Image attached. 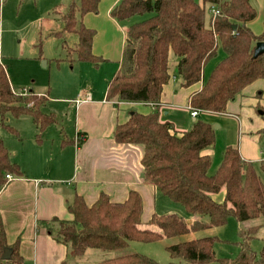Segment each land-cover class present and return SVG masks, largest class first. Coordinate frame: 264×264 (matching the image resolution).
<instances>
[{
    "label": "trees",
    "instance_id": "16d2710c",
    "mask_svg": "<svg viewBox=\"0 0 264 264\" xmlns=\"http://www.w3.org/2000/svg\"><path fill=\"white\" fill-rule=\"evenodd\" d=\"M99 0H71L61 15L64 27L53 32L56 37L74 34V48L65 47L67 56L75 55L80 62L98 66L102 59L92 54L94 31L81 23L87 13H97ZM218 11L206 27L205 7ZM151 17L130 25L121 69L107 85V99L121 102L145 103L157 107L163 86L168 82V56L172 53L182 86L190 87L200 81L202 86L189 96V107L199 112L222 114L226 106L249 85L264 80V53L253 57L256 42H264L262 32L255 35L247 26L256 16L249 0H119L110 10V17L122 23L134 16ZM235 25V29H233ZM221 48L224 56L204 77L203 69ZM69 59L71 63L74 61ZM47 94L38 95L22 90L15 93L0 64V125L18 133L5 121L7 116H28L40 133L56 123L53 114L42 111ZM264 122V112L261 115ZM114 140L118 144L143 147L141 166L144 180L172 202L180 204L193 220L176 214H152L148 225L157 230L142 229V200L136 191H130L124 202H111L101 193L87 206L81 196L75 195L67 210L70 221H56L50 233L68 249L67 259L82 257L87 250L120 251L131 242L153 243L226 225L233 217L237 222L264 216V187L251 162L244 161L235 146H228L220 165L209 175L211 159L203 151L215 142L212 125L196 119L192 127L180 135L169 123L160 120L157 108L150 114L133 112L128 120L117 125ZM264 151V127L258 132ZM264 173V160L259 162ZM21 176L18 165L0 139V189L6 175ZM224 190V200L216 202L213 195ZM259 227L240 232L239 252L233 259L217 258L213 247L216 237H204L180 242L166 248L168 264H264V249L257 255L250 246ZM8 248L3 229H0V264ZM13 257L6 264L19 263L17 245L11 247ZM96 264H159L138 253L119 255Z\"/></svg>",
    "mask_w": 264,
    "mask_h": 264
},
{
    "label": "crops",
    "instance_id": "0c3cea01",
    "mask_svg": "<svg viewBox=\"0 0 264 264\" xmlns=\"http://www.w3.org/2000/svg\"><path fill=\"white\" fill-rule=\"evenodd\" d=\"M118 1L108 0L107 4H102L99 0L97 13H87L81 18V23L94 31L92 54L100 57L102 62L112 64L111 73L108 75H111L110 79L108 78V81L106 79L103 88L99 89L91 83L80 84L72 88L69 97L56 99L58 102L52 103L48 108L46 106L45 109L46 102L42 111L53 114L56 123L46 127L40 133V141L36 143L33 137L38 133V129L32 119L30 118V122L26 116L14 117L22 119L18 122L24 123L21 126L26 129L18 127L28 132L30 146L18 151L6 145L10 160L18 165L21 176L9 174L12 179L0 189V229L2 228L5 233L7 250L10 251L8 259L4 260L1 257L3 264L12 259L13 245H17V255L20 257L19 263L13 264H66L68 260H72L67 259V247L54 239L49 228L53 230L57 227L55 220L72 219L67 205L72 202L75 195L81 196L85 204L91 206L101 193L106 194L111 202L121 203L127 199L130 191H136L142 200L141 224L146 225L152 214L164 210L157 209L158 202H161V193L144 180L141 166L143 147L116 143L114 130L117 125L125 123L133 112L147 115L156 108L160 120L169 123L175 134L180 135L189 130L198 118V115L190 116L189 96L201 88L202 81L190 87L182 86V80L177 73L178 60L170 53L168 60L173 55V63L168 62L169 79L163 86L157 107L145 103L107 99V85L121 69L124 50L129 43L126 33L130 25L125 24L126 22L118 23L110 17V10ZM249 1L256 11L264 14V0ZM2 4L0 3V7ZM256 20L257 16L247 26L255 35H259L262 27L260 29L257 27ZM94 70L97 71L98 68ZM203 75L206 76L204 73ZM262 88H264V80H257L227 104L225 113H205L215 116L208 122L216 129L222 130L219 135L218 132H214L215 137L220 139L218 151L223 146L219 158L215 159V165L218 162L220 164L225 149L231 146H227L228 143L223 142L226 139H222L228 132L227 125L222 122L223 117L234 118L238 123L239 139L235 147L241 158L253 163L254 167L256 163L259 165V162L264 160V151L258 135L264 123L256 127L245 117L249 102L256 107L264 108V105H260L264 92ZM26 90L35 93L32 89ZM64 92L66 88H62V93ZM49 99L50 97L48 101ZM260 112L262 111L259 109V116L263 113ZM17 140L22 141L18 138ZM213 147L214 145L203 151V154L208 155L210 159L216 155ZM22 151L25 156L22 155ZM208 174L211 175L209 172ZM212 197L216 202H222L224 190ZM168 211L177 212L176 208H168L165 212ZM182 218L193 220L188 214ZM150 229L153 230L152 227ZM186 235L169 238L174 239L170 243H180L182 237Z\"/></svg>",
    "mask_w": 264,
    "mask_h": 264
},
{
    "label": "rangeland",
    "instance_id": "374dc122",
    "mask_svg": "<svg viewBox=\"0 0 264 264\" xmlns=\"http://www.w3.org/2000/svg\"><path fill=\"white\" fill-rule=\"evenodd\" d=\"M3 4L0 7V64L4 67L8 75V80L11 88L15 93H20L22 90L32 89L36 94H47L49 101L45 105L48 108L52 103L58 102L56 99L62 97H69L72 88L80 84L91 83L97 88H103L105 81L110 79L108 76L111 73V63L101 62L98 67L89 64L88 62H80L75 59V55L67 56L66 48H74L77 43V37L74 34H64L62 38L56 37L53 32H59L63 29L64 24L61 20V15L68 9L71 0H2ZM101 3L107 4L108 0H100ZM198 2L200 0H197ZM79 0H76V5ZM51 12V13H50ZM257 12V20L255 24L260 29L262 27L263 16L261 12ZM50 13V15H49ZM152 14H145L142 16H134L129 20L122 23L132 25L141 22ZM211 14L209 13L208 6L205 7V22L206 27L209 26ZM214 17L212 16L211 19ZM66 47V48H65ZM224 56L221 48H218L217 55L206 64L203 73L207 75L212 65H215ZM75 59L69 63L70 58ZM169 64L173 63V55L169 57ZM98 68L97 71L94 69ZM90 75V76H88ZM109 78V79H108ZM263 81V80H261ZM62 88H66V92L62 93ZM77 90V88H76ZM75 90V92H76ZM264 91V88H262ZM73 92V93H75ZM253 96V95H252ZM250 96V98L252 97ZM71 99V98H65ZM247 101V100H245ZM260 105H264V92L260 100ZM247 113L245 117L250 119L251 125L259 127L263 125L262 117L259 116L258 110L264 112V108L249 102L246 106ZM191 116V115H190ZM28 120L30 117L26 116ZM197 117V116H196ZM215 116L211 114H200L198 118L204 122H208ZM23 118V117H21ZM8 122L5 123L15 130L19 136L13 135L9 128L0 125V139L3 144L8 148L20 151L22 148L27 149L30 139L28 132L21 129L25 128L24 123L18 122L22 119H15L13 116H7ZM63 121V119H62ZM227 127L228 132L222 139H226L225 143L228 145L236 146L238 143V123L234 118L223 117V121ZM65 125H67L66 122ZM209 123V122H208ZM20 124V125H17ZM219 126V124H215ZM20 126V127H18ZM215 128L214 125H212ZM20 128V130L18 129ZM26 129V128H25ZM218 135L222 130L214 129ZM37 135L33 137L36 143ZM21 139L22 141H18ZM19 142V143H18ZM220 139L215 137V150L216 155L212 156L211 168L209 173H215L217 166L216 158L218 159L223 146L218 151ZM233 143V144H231ZM235 143V144H234ZM213 147V148H214ZM22 155L25 153L22 151ZM23 156V157H24ZM221 163V162H220ZM220 165V164H219ZM254 165V164H253ZM256 172L264 187V173L259 169L258 163L255 164ZM161 202H158L157 209H164L159 214H176L184 217L187 214L184 208L177 203L169 201L168 198L160 194ZM175 209V211L165 212L166 209ZM179 213V214H178ZM148 225L142 223L140 228L150 229ZM258 226L259 229L255 237L251 240V249L258 255L264 249V216L258 219L248 220L244 222H237L233 217L227 220L223 227L212 228L207 231L191 232L185 237L183 236L182 242L201 239L204 237H216L218 241L214 244L213 250L217 258L233 259L239 252L238 244L241 241L240 232L247 230L250 227ZM154 230L156 228L152 227ZM174 239H164L153 243H139L131 242L127 248L114 251L102 252L97 250H87L85 255L80 258L68 260L66 264H96L104 259L116 257L119 255H126L138 253L146 256L159 264H168L171 258L166 250Z\"/></svg>",
    "mask_w": 264,
    "mask_h": 264
},
{
    "label": "water",
    "instance_id": "95a60500",
    "mask_svg": "<svg viewBox=\"0 0 264 264\" xmlns=\"http://www.w3.org/2000/svg\"><path fill=\"white\" fill-rule=\"evenodd\" d=\"M235 25H233V29H235ZM264 53V42H256L255 47H254V52H253V57H257L258 55H261ZM262 113V112H260ZM215 129V128H213ZM10 253L9 250H4V254L2 256V259L6 260L9 258L8 254Z\"/></svg>",
    "mask_w": 264,
    "mask_h": 264
},
{
    "label": "built area",
    "instance_id": "2783aa9c",
    "mask_svg": "<svg viewBox=\"0 0 264 264\" xmlns=\"http://www.w3.org/2000/svg\"><path fill=\"white\" fill-rule=\"evenodd\" d=\"M2 2H3V1L0 0V3H2ZM210 12L212 13V16H213V17H215L216 15L219 14L218 11L215 10L213 7L210 8ZM189 111H190V115H191L192 117H196V116L198 115V112H199L198 110L193 109V108H190V107H189ZM5 178H6L7 182L10 181V180L12 179V177H11L10 175H6Z\"/></svg>",
    "mask_w": 264,
    "mask_h": 264
},
{
    "label": "bare ground",
    "instance_id": "6f19581e",
    "mask_svg": "<svg viewBox=\"0 0 264 264\" xmlns=\"http://www.w3.org/2000/svg\"><path fill=\"white\" fill-rule=\"evenodd\" d=\"M211 13V12H210ZM212 14V13H211Z\"/></svg>",
    "mask_w": 264,
    "mask_h": 264
}]
</instances>
